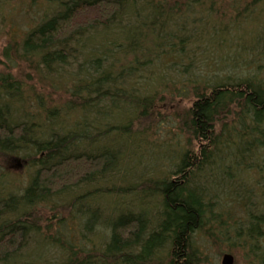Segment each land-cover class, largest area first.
I'll list each match as a JSON object with an SVG mask.
<instances>
[{
  "label": "trees",
  "instance_id": "trees-1",
  "mask_svg": "<svg viewBox=\"0 0 264 264\" xmlns=\"http://www.w3.org/2000/svg\"><path fill=\"white\" fill-rule=\"evenodd\" d=\"M13 14L34 17L0 53V264H264V77L208 74L243 23L264 58V0H0V37Z\"/></svg>",
  "mask_w": 264,
  "mask_h": 264
},
{
  "label": "rangeland",
  "instance_id": "rangeland-1",
  "mask_svg": "<svg viewBox=\"0 0 264 264\" xmlns=\"http://www.w3.org/2000/svg\"><path fill=\"white\" fill-rule=\"evenodd\" d=\"M10 17L15 20L14 22L12 21V24L9 21V24H7V30L8 33H3L0 37V53L2 51V46L6 45L7 38L10 36H13L14 38H17V35L21 34V27L23 24H29V19H32L34 16L26 14L23 16L22 14H13L9 16L8 20H10ZM38 18V17H37ZM20 27V28H19ZM259 26H251L250 24L243 23L241 24V29L240 30H235V35L231 38V42H235L233 48H221L218 50L217 48L212 49V54L209 55L211 60H214L215 62L211 66L210 72L208 74L213 75L211 78L214 76H220L224 73H233L234 69H243L245 72H248L250 75H255L258 74L262 78L264 77V58L263 54L255 55L254 53H250L248 51V55L244 50H246L247 45L251 44L253 41L251 38L253 36L251 35V30L253 32L258 29ZM14 30V33L12 32ZM237 36H241L239 38V41L235 40ZM232 43V44H233ZM245 47V48H244ZM244 48V49H243ZM241 52V53H240ZM239 55V56H238ZM208 54L205 53L204 55H200V58L202 60H207L209 58ZM238 58L236 60H233L234 57ZM233 61H237L236 65L231 67ZM218 62L221 64H218ZM261 66H258L260 65ZM196 70H193V75L189 79H184L180 78L178 79L176 77H173L171 80L168 79V84H169V92H173L174 94H177L178 92L180 94H183L185 97H188L191 94L192 91V83L195 81H199L196 77L201 79V77L196 76L197 73ZM178 90V91H177ZM183 105V104H182ZM167 116L164 118V123L162 127L166 130H169L167 133H164L165 136L167 137L165 140H168L172 144H175L176 140H181L184 142L186 136L184 133L180 130L178 127V122L177 119L174 117L173 112H168L166 114ZM174 142V143H173ZM160 143H167L165 141L160 142ZM178 148V146H177ZM179 147L178 149H180ZM176 149V150H178ZM14 171H18L21 168V163L20 161H15L12 163ZM19 164V165H18ZM147 167L149 168H158L160 166V162L158 159L151 158L146 161ZM204 250V249H203ZM224 254H230L233 257V263L232 264H247L245 259H244V254L239 250H233V252H228L226 247H221L218 249V247L215 246H207L205 250V255H206V260L204 264H221V260Z\"/></svg>",
  "mask_w": 264,
  "mask_h": 264
},
{
  "label": "water",
  "instance_id": "water-1",
  "mask_svg": "<svg viewBox=\"0 0 264 264\" xmlns=\"http://www.w3.org/2000/svg\"><path fill=\"white\" fill-rule=\"evenodd\" d=\"M17 161L19 162V160H17ZM232 263H233V257H232V255H230V254H224L223 257H222V260H221V264H232Z\"/></svg>",
  "mask_w": 264,
  "mask_h": 264
}]
</instances>
